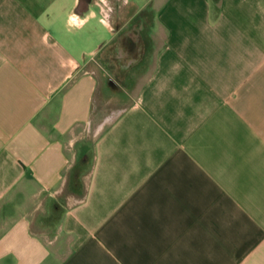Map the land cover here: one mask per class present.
Masks as SVG:
<instances>
[{
	"label": "crops",
	"instance_id": "1",
	"mask_svg": "<svg viewBox=\"0 0 264 264\" xmlns=\"http://www.w3.org/2000/svg\"><path fill=\"white\" fill-rule=\"evenodd\" d=\"M125 4L0 0V264H264V0H153L97 116Z\"/></svg>",
	"mask_w": 264,
	"mask_h": 264
},
{
	"label": "rangeland",
	"instance_id": "2",
	"mask_svg": "<svg viewBox=\"0 0 264 264\" xmlns=\"http://www.w3.org/2000/svg\"><path fill=\"white\" fill-rule=\"evenodd\" d=\"M120 1L121 2L125 1L126 3L123 10H121L118 14L120 22L125 24V30L129 29L132 25L130 24V22L127 21L128 15H130V13L133 14L135 13L139 17L143 16L142 27L140 28L142 29L143 33H145V35L149 37L152 31L151 18L153 16L152 15L153 11H151V9L153 8V0H120ZM140 12L142 16L139 14ZM132 28H134V26ZM132 28H130L129 30H131ZM125 43L129 45L131 49L130 43L128 41L127 42L125 41ZM149 50H150V45L148 46L147 53L145 54L144 58L141 60V63L137 67L127 72V74L123 77L119 72L116 62L113 60L112 53L108 55L106 59H104L108 64L107 70L109 74L116 81H118V83H120V88L118 89H121V91H116V92L111 91L109 94H105V96L102 97L103 103L102 105L99 106V111L97 112V116L101 113L104 116L114 115L120 108H122L125 104H127L128 101L131 99L130 97L137 92V89L139 88L141 82L147 76L148 68H150L152 65L153 58L151 55H148ZM119 92L125 93L126 96L124 97V95L120 94Z\"/></svg>",
	"mask_w": 264,
	"mask_h": 264
},
{
	"label": "water",
	"instance_id": "3",
	"mask_svg": "<svg viewBox=\"0 0 264 264\" xmlns=\"http://www.w3.org/2000/svg\"><path fill=\"white\" fill-rule=\"evenodd\" d=\"M129 37L133 38L137 46L134 50L125 43ZM114 55L113 58L118 66L119 72L122 77L136 64H138L145 52V42L141 31L136 26L129 31L124 32L117 41L113 44Z\"/></svg>",
	"mask_w": 264,
	"mask_h": 264
},
{
	"label": "flooded vegetation",
	"instance_id": "4",
	"mask_svg": "<svg viewBox=\"0 0 264 264\" xmlns=\"http://www.w3.org/2000/svg\"><path fill=\"white\" fill-rule=\"evenodd\" d=\"M141 12H143V11H141ZM141 12L139 13L140 15H141ZM127 21L130 22V24H132L130 28H132L133 26L134 27L136 26L137 28L140 29L141 34L143 35V39H144V33H143L142 29L140 28V27H142V23H143V16L142 17H139L135 13L134 14L133 13H130V15H128ZM129 29H126V30L124 29L123 32H126ZM127 41L131 45V50H134L136 48V46H137L136 42L133 39H131V37H129V36L126 39V42ZM144 42H145V39H144ZM145 51H146V42H145ZM108 55H110V54H108Z\"/></svg>",
	"mask_w": 264,
	"mask_h": 264
},
{
	"label": "clouds",
	"instance_id": "5",
	"mask_svg": "<svg viewBox=\"0 0 264 264\" xmlns=\"http://www.w3.org/2000/svg\"><path fill=\"white\" fill-rule=\"evenodd\" d=\"M85 22H86V18L81 19L76 14L73 13L66 18V27L68 30L79 29L83 26ZM100 22L106 25V22L104 20H101Z\"/></svg>",
	"mask_w": 264,
	"mask_h": 264
},
{
	"label": "trees",
	"instance_id": "6",
	"mask_svg": "<svg viewBox=\"0 0 264 264\" xmlns=\"http://www.w3.org/2000/svg\"><path fill=\"white\" fill-rule=\"evenodd\" d=\"M144 39H145V42H146V53H147V49H148L149 43H148V37L145 35V33H144Z\"/></svg>",
	"mask_w": 264,
	"mask_h": 264
}]
</instances>
